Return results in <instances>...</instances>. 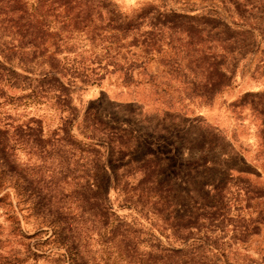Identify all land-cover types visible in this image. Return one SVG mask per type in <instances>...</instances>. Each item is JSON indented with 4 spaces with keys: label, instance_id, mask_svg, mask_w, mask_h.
<instances>
[{
    "label": "rangeland",
    "instance_id": "rangeland-1",
    "mask_svg": "<svg viewBox=\"0 0 264 264\" xmlns=\"http://www.w3.org/2000/svg\"><path fill=\"white\" fill-rule=\"evenodd\" d=\"M0 264H264V0H0Z\"/></svg>",
    "mask_w": 264,
    "mask_h": 264
},
{
    "label": "snow or ice",
    "instance_id": "snow-or-ice-1",
    "mask_svg": "<svg viewBox=\"0 0 264 264\" xmlns=\"http://www.w3.org/2000/svg\"><path fill=\"white\" fill-rule=\"evenodd\" d=\"M128 3L134 5L135 4V0H128Z\"/></svg>",
    "mask_w": 264,
    "mask_h": 264
}]
</instances>
